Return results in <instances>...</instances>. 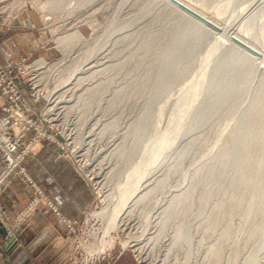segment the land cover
<instances>
[{
	"label": "rangeland",
	"instance_id": "rangeland-1",
	"mask_svg": "<svg viewBox=\"0 0 264 264\" xmlns=\"http://www.w3.org/2000/svg\"><path fill=\"white\" fill-rule=\"evenodd\" d=\"M189 1L264 50V0ZM0 14L27 34L26 54L11 65L21 62L15 80L36 121L22 140L25 159L49 145L89 184L83 217L62 216L73 228L65 223L69 260L74 252L87 264H118L125 254L137 264H264L261 53L168 0H0ZM40 58L59 66L42 72ZM135 170L144 176L125 220L104 235L93 213L114 205ZM33 196L10 216L27 212ZM109 235L115 241L101 250Z\"/></svg>",
	"mask_w": 264,
	"mask_h": 264
},
{
	"label": "crops",
	"instance_id": "crops-1",
	"mask_svg": "<svg viewBox=\"0 0 264 264\" xmlns=\"http://www.w3.org/2000/svg\"><path fill=\"white\" fill-rule=\"evenodd\" d=\"M0 14V63L11 66L26 54L27 34L19 26L3 24ZM50 152V153H49ZM1 160V154H0ZM70 160L61 153H52L46 145L36 154L25 159L27 170L33 180L44 189L46 197L43 205L32 212L22 228L17 232L18 244L8 250L2 249L4 230L0 236V264H72L66 254L67 234L65 221L82 218L91 200L89 184L84 174L74 168ZM31 185L20 175L13 176L0 197L3 207L11 215L20 212L34 195ZM50 200L60 214L46 205ZM8 255V256H7ZM120 262V263H119ZM118 264H137L135 260L123 255Z\"/></svg>",
	"mask_w": 264,
	"mask_h": 264
},
{
	"label": "built area",
	"instance_id": "built-area-1",
	"mask_svg": "<svg viewBox=\"0 0 264 264\" xmlns=\"http://www.w3.org/2000/svg\"><path fill=\"white\" fill-rule=\"evenodd\" d=\"M20 63L14 66H4L0 63V195L9 180L14 175L21 174L23 179L28 180L35 188L36 197L33 196L32 206L27 212L24 210L20 213L18 219L10 216L0 199V236L4 230V244L1 246L3 250L18 244L17 232L22 228L21 224L29 213L38 207L39 201L46 197L23 167L25 155L31 148L23 146L22 140L28 134L30 127L36 125V121L27 114L31 110V105L26 101L23 91L15 80L16 74L21 70ZM37 138L39 137H35L34 140ZM64 221L73 229L67 220ZM69 257L72 264H87L83 254L80 257L78 253L75 255L71 252Z\"/></svg>",
	"mask_w": 264,
	"mask_h": 264
},
{
	"label": "bare ground",
	"instance_id": "bare-ground-1",
	"mask_svg": "<svg viewBox=\"0 0 264 264\" xmlns=\"http://www.w3.org/2000/svg\"><path fill=\"white\" fill-rule=\"evenodd\" d=\"M168 1L171 4H173L175 8H178V10H180L184 14L188 15L189 18H192L194 20H197L198 22L202 23V25H206V26L212 27L215 30L217 28H219V27L223 28L224 33H220V37H222L224 40H230L231 37H233L234 41L236 40L235 42L238 43L237 46L243 48V50L245 52H247L251 56H254L256 58H259L261 56L260 57L261 62L264 64V50L261 49L259 46H257L254 42L249 41V39H247L246 37H244L238 31H235L234 33H230V32L228 33V30H227L228 27L226 25L222 26L219 21L215 20L211 15L207 14L206 12H204L202 9H200L195 4L191 3L189 0H168ZM197 2H198V0H197ZM203 4H205V3H203ZM47 19L50 20L49 17H47ZM27 23H31L32 24V20L29 19L27 21ZM256 53H257V55H258V53H261V55L260 56L258 55L259 57H257L255 55ZM57 66H59L58 63H56V62H49V63H47V61L44 58H40V59H38V60L35 61V67L36 68H38V69H42V68L45 69V68H47V69L43 70L42 72H44V71L49 72L50 69L51 70L56 69ZM39 80H40V78H37L36 79V83H39ZM44 90H45L44 87H39L38 88V92L39 93H41ZM53 92H55V91L54 90L53 91H48V92H46V94H47V96H49V98H51V97H53ZM175 132L176 131H174V133L172 132L173 134L172 133L171 134H167V136H166L167 138L164 137L163 140H161V141L164 142V140H165L166 141L165 143L169 142L170 139H172L175 136ZM163 136H164V134H163ZM153 145L154 144L152 143V146ZM153 147H152V149H153ZM154 149H155V147H154ZM162 149H163V147H162ZM159 150L160 149H159V146H158V151ZM158 151H156V152H158ZM155 153L153 155H156ZM151 159H152V157H151ZM142 175L144 176V174H141V172L139 170H135V171L130 172L128 174V176L126 177V179H125L126 181L124 183H121L119 185L118 195L114 199V205L112 207H110V208L109 207L108 208L107 207H103L100 211H97V210L94 211V213H93L94 216H99L100 218H103V220L106 222L105 225H104V227H102V229L104 230V232H103L104 235L111 234L110 232L112 230H114L116 227H118L120 225V223H123V221L125 220L124 219V215L126 214V211L128 210L127 205L129 203L130 199L132 198V196L139 189V187H140L139 183H140V181L142 179ZM99 191H100L101 195L103 196V199H106L108 194L105 193V191H103L102 189H100ZM143 195H145V194H143ZM143 234H144V232H142V235ZM142 235L140 237H135L136 236L135 235L131 239L123 240L122 241V244L124 246H126V245H129L130 243H132L134 241H135L134 243L136 244L141 239ZM111 237L112 236H110V239L109 238L107 239L106 237L102 238V241H100V244H98V245H100L101 250H104L106 248V246H108L109 244L110 245L113 244V242L115 240L113 238H111ZM142 246L140 245L139 248L142 249L143 248ZM90 249H91V247H90Z\"/></svg>",
	"mask_w": 264,
	"mask_h": 264
}]
</instances>
